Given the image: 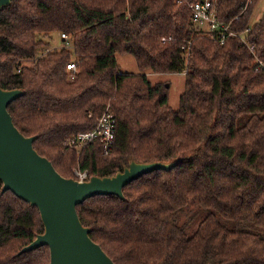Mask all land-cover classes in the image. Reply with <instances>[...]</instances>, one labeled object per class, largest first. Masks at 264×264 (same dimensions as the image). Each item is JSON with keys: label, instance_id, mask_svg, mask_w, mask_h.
<instances>
[{"label": "trees", "instance_id": "16d2710c", "mask_svg": "<svg viewBox=\"0 0 264 264\" xmlns=\"http://www.w3.org/2000/svg\"><path fill=\"white\" fill-rule=\"evenodd\" d=\"M194 1L11 0L0 10V87L24 92L7 110L61 176L177 161L125 186L124 199L76 206L114 264H264V7L253 21L260 0H213L217 20L244 34L252 53L238 38L203 36ZM51 33L65 44L44 53ZM126 54L139 73L121 72ZM171 73L185 77L176 110L165 82L149 79ZM107 107L110 152L98 141L76 151L69 143ZM43 231L37 208L0 182V264H49L47 246L19 254Z\"/></svg>", "mask_w": 264, "mask_h": 264}, {"label": "water", "instance_id": "95a60500", "mask_svg": "<svg viewBox=\"0 0 264 264\" xmlns=\"http://www.w3.org/2000/svg\"><path fill=\"white\" fill-rule=\"evenodd\" d=\"M11 0H0V10ZM24 92L0 87V182L2 192L10 191L36 207L44 231L24 246L19 254L47 246L49 264H114L89 236L76 206L97 196L124 199L123 188L155 170L169 171L177 161L138 163L131 160L113 176H91L84 181L64 178L51 162L33 148L36 137H25L15 127L7 106Z\"/></svg>", "mask_w": 264, "mask_h": 264}, {"label": "built area", "instance_id": "2783aa9c", "mask_svg": "<svg viewBox=\"0 0 264 264\" xmlns=\"http://www.w3.org/2000/svg\"><path fill=\"white\" fill-rule=\"evenodd\" d=\"M184 2L185 0H177V3L179 4ZM188 8L190 11L191 22L195 28L201 31L203 36L208 37L213 41H217L220 44H223L229 37L238 38L247 46L250 52L254 53V46L247 42L244 34L231 31L227 25L217 20L215 3L213 0H196L189 3ZM60 37L65 38L63 34H61ZM169 39L171 38H168V40ZM166 41L167 39L162 40L163 43ZM66 67L71 74H75L77 71V65L74 61L67 64ZM114 134L115 118L107 107L99 117L95 128L85 133H79L69 145L75 148H80L87 143L98 141L102 146L103 154L107 155L112 149ZM75 173L78 181L86 180V172L77 171Z\"/></svg>", "mask_w": 264, "mask_h": 264}, {"label": "rangeland", "instance_id": "374dc122", "mask_svg": "<svg viewBox=\"0 0 264 264\" xmlns=\"http://www.w3.org/2000/svg\"><path fill=\"white\" fill-rule=\"evenodd\" d=\"M264 7V0H260L257 8L254 11L252 20L256 21L261 16V12L263 11ZM44 41L48 42L49 45L46 47V50L44 49V53H47L48 51L53 50H60L64 46V41L61 40L58 33H51L47 36V38H43ZM118 64L120 65V70L123 73H130V74H136L139 73V69L136 65V62L133 58V56L126 54V55H118L117 56ZM25 65L31 66V62H24ZM149 79L155 83V82H165V85L168 88V104L173 109L176 110L179 108V96L184 90L185 86V77L184 73H171V74H149ZM74 149V148H73ZM76 151L79 150V148L75 149ZM79 171L78 168H74L72 173L74 175V179L77 180L76 173Z\"/></svg>", "mask_w": 264, "mask_h": 264}]
</instances>
